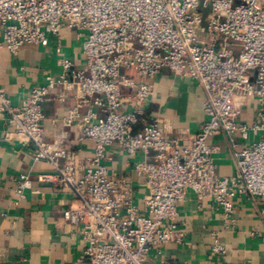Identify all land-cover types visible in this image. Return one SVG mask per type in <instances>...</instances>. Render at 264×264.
Segmentation results:
<instances>
[{"label":"built area","instance_id":"obj_1","mask_svg":"<svg viewBox=\"0 0 264 264\" xmlns=\"http://www.w3.org/2000/svg\"><path fill=\"white\" fill-rule=\"evenodd\" d=\"M63 28L84 36L86 68L74 70V62L64 59L61 72L48 73L21 106L0 87V114L15 138L32 146L34 159L51 167L38 180L59 182L78 196L81 206L64 215L82 225L87 243L81 264H151V249L183 242L178 206L189 189L221 207L230 221L239 195L264 205V105L251 125L239 122L250 98L264 101V0H0V55L3 48L17 53L44 42ZM163 69L194 79L206 92L207 119L187 142L167 136L157 119L146 116L148 79ZM57 86L63 87L61 99L78 89L63 121L79 125L80 139L94 143L82 172L67 149L45 137L43 103ZM127 86L136 87L134 94H125ZM252 130L260 136L249 145L234 137L248 139ZM219 133L230 137L234 149L232 175L217 171L219 146L209 139ZM114 143L130 155L155 151L156 161L135 165L147 177L144 209L135 203L131 183L109 170ZM33 187L29 174L17 178L20 198ZM212 249L226 252L217 234Z\"/></svg>","mask_w":264,"mask_h":264},{"label":"crops","instance_id":"obj_2","mask_svg":"<svg viewBox=\"0 0 264 264\" xmlns=\"http://www.w3.org/2000/svg\"><path fill=\"white\" fill-rule=\"evenodd\" d=\"M83 41L84 36L77 29L63 28L59 34H49L44 42L24 45L17 53L3 48L0 87L15 105H23L31 91L46 82L48 73L61 72L64 59L74 62V70L86 68ZM123 72L140 80L133 70ZM148 81L152 93L144 104L147 118L157 119L167 136L182 142L191 140L207 119L204 88L194 79L169 69L161 70ZM62 91L61 86L52 89L43 103L45 137L67 149L82 172L87 158L94 154V143L80 139L79 125L63 121L77 103L78 89L68 90L64 99L60 98ZM135 91L136 87L124 88L127 95ZM263 105L262 99L250 98L239 122L251 125ZM11 131L13 127L0 114V264H81L87 243L82 225L72 223L64 215L67 209L81 206L78 196L59 182L39 181L38 175L51 172V167L36 161L32 146L16 139ZM259 136L253 130L248 139L234 135L242 146L251 144ZM209 141L219 146L215 154L218 173L234 174L237 160L230 137L219 133ZM144 159L156 161L155 151L130 155L118 143L108 148L110 172L131 183L134 201L141 209H144L148 183L135 165ZM22 173L34 179V187L26 190L23 199L16 193L17 178ZM234 206V220L230 221L224 217L221 207L212 200L200 201L196 192L189 189L178 206L177 223L186 232L183 242L165 243L161 251L156 247L151 249V264H264L263 203L245 193L234 199ZM215 234L226 252H213Z\"/></svg>","mask_w":264,"mask_h":264},{"label":"rangeland","instance_id":"obj_3","mask_svg":"<svg viewBox=\"0 0 264 264\" xmlns=\"http://www.w3.org/2000/svg\"><path fill=\"white\" fill-rule=\"evenodd\" d=\"M210 9H208V11H209ZM205 16H206V14H205Z\"/></svg>","mask_w":264,"mask_h":264}]
</instances>
